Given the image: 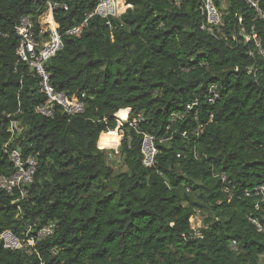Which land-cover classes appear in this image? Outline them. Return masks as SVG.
Here are the masks:
<instances>
[{
	"label": "trees",
	"instance_id": "16d2710c",
	"mask_svg": "<svg viewBox=\"0 0 264 264\" xmlns=\"http://www.w3.org/2000/svg\"><path fill=\"white\" fill-rule=\"evenodd\" d=\"M48 1L68 7L54 13L65 48L48 70L58 91L84 101L74 116L17 56L19 20L37 26ZM123 1L119 18L93 16L74 37L98 0H0V176L13 171L7 143L38 162L25 198L0 192V236L25 244L0 240V264H264V233L250 221L264 223V204L245 196L264 184V19L245 0H213L219 26L203 0ZM145 134L158 149L149 168ZM118 143L124 173L99 148ZM45 227L53 233L39 238Z\"/></svg>",
	"mask_w": 264,
	"mask_h": 264
},
{
	"label": "built area",
	"instance_id": "2783aa9c",
	"mask_svg": "<svg viewBox=\"0 0 264 264\" xmlns=\"http://www.w3.org/2000/svg\"><path fill=\"white\" fill-rule=\"evenodd\" d=\"M119 1L120 0H98L94 12L87 15L84 23L69 30L66 35L81 37L84 28L87 27L88 20L93 16H98L107 21L113 18H119L121 16V3H119ZM203 1L207 12L208 24L219 26L221 24V16L214 7L213 0ZM245 2L260 18L264 19V10L260 8L261 0H245ZM61 8L68 10L66 5L52 3L50 1L46 2L43 7V18L37 26L34 23L32 16L28 15L19 20L15 28L20 41L17 48V56L19 57V60L26 64L32 73L39 78L41 92L48 98L49 103L59 106L63 112L70 116H74L84 112V101L78 98L71 99L64 92L58 91L52 84L51 73L48 70V63L65 48L64 36L58 31L54 19L55 11ZM108 24H110V22H108ZM209 30L212 31V28H209ZM253 37L256 38L255 35ZM247 40H250V38L247 37ZM257 45L260 47L259 44ZM221 90L222 88L219 85L214 84L210 87V103L215 104L220 100ZM36 112L47 117H52L53 115L49 106H38ZM139 119L143 120L141 117ZM124 121H126V119H123L121 122ZM135 123L131 124V126H135ZM18 130V122L12 121L10 126L12 137ZM183 136H186V134H183ZM4 152L9 157L13 171L9 176H0V192H4L10 196H14L15 192H18L23 199L27 195L26 187L33 183L38 162L33 156H29L25 159L21 151L12 148L10 143L5 144ZM142 154L144 166L148 168L154 166L158 154L154 137L146 134L144 135ZM223 181H226L225 177H223ZM245 196L248 198H257L258 203L256 204V209L261 210L262 204H264V184L251 191H246ZM250 221L256 226L259 232L264 233V223L258 217H252L250 218ZM52 233V227H45L39 231L38 237L43 238ZM0 240L6 249L21 250L25 247V244L11 231L2 233ZM28 244L34 246V239H30Z\"/></svg>",
	"mask_w": 264,
	"mask_h": 264
},
{
	"label": "rangeland",
	"instance_id": "374dc122",
	"mask_svg": "<svg viewBox=\"0 0 264 264\" xmlns=\"http://www.w3.org/2000/svg\"><path fill=\"white\" fill-rule=\"evenodd\" d=\"M119 3H121V8H120V14H124L125 11L127 10V5L123 0H120ZM223 10L226 9V5H222ZM222 14V12H218ZM120 120V123L123 119L118 118ZM120 141V138H119ZM119 143L116 147L114 148H108V147H100L101 150H106L108 152H105L107 154V163L108 165L115 171L119 173H124L127 171V168L124 165L123 158L121 155L117 154L119 152ZM109 150L115 151L116 153L110 152ZM204 218L201 216L200 213H196V215L191 219V227L192 230L194 231V236L195 237H200V231L205 227L203 223Z\"/></svg>",
	"mask_w": 264,
	"mask_h": 264
}]
</instances>
